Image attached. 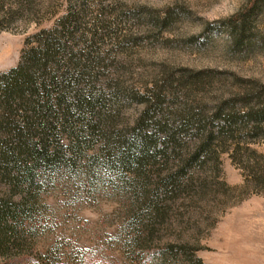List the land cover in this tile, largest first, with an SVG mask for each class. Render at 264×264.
<instances>
[{"label":"rangeland","instance_id":"rangeland-1","mask_svg":"<svg viewBox=\"0 0 264 264\" xmlns=\"http://www.w3.org/2000/svg\"><path fill=\"white\" fill-rule=\"evenodd\" d=\"M43 1L55 4L50 20L0 33V72L66 13L67 1ZM75 1V37L105 56L111 91L164 88L166 106L211 115L221 104L238 119L234 112L264 105V0ZM246 16L249 37L238 42L232 28ZM84 45L76 50L89 52ZM142 109L116 105L120 126ZM242 127L216 139L177 189L155 196L180 160L120 171L98 154L100 141L69 150V165L31 203L22 239L0 245V264H264V125L258 135ZM63 142L71 145L67 135Z\"/></svg>","mask_w":264,"mask_h":264},{"label":"trees","instance_id":"trees-1","mask_svg":"<svg viewBox=\"0 0 264 264\" xmlns=\"http://www.w3.org/2000/svg\"><path fill=\"white\" fill-rule=\"evenodd\" d=\"M42 1L0 0V33L50 20L55 4L48 7ZM65 1L66 13L52 27L38 30L34 40L28 38L19 63L0 72V245L12 236L22 239L24 219L35 208L31 203L44 184L69 165V150L76 153L82 144L90 147L100 141L98 154L120 171L139 172L147 164L180 160L156 182L155 196L168 193L169 186L177 189L191 166L211 155L212 143L228 131L247 125L258 135L264 125V105L234 112L238 119L221 104L211 115H203L197 106H166L164 88L141 94L123 85L111 91L105 56L92 41L75 37L77 3ZM240 19L232 28L238 42L249 37L248 16ZM80 44L89 52L76 50ZM134 102L143 104L142 111L133 124L120 126L116 105ZM65 135L69 146L63 142ZM162 251L165 257L173 250Z\"/></svg>","mask_w":264,"mask_h":264}]
</instances>
